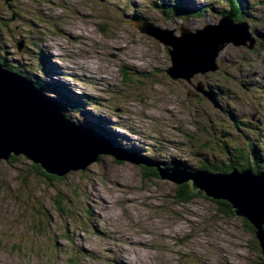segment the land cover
Listing matches in <instances>:
<instances>
[{
	"label": "rangeland",
	"instance_id": "obj_1",
	"mask_svg": "<svg viewBox=\"0 0 264 264\" xmlns=\"http://www.w3.org/2000/svg\"><path fill=\"white\" fill-rule=\"evenodd\" d=\"M176 1L0 0V59L38 83L59 84L47 99L84 102L91 117L68 108L71 123L86 132L98 124L110 134L106 145L127 160L102 156L53 182L38 177L22 156L18 163L0 161V264L264 262L241 218L219 212L199 191L190 203L176 204V182L147 177L134 163L148 158L183 178L186 170L166 164L228 163L227 146L264 143V0H242L245 15H237L254 49L228 44L216 55L215 71L189 81L166 73L171 48L141 34L137 24L174 30L180 39L182 30L217 26L228 6L179 0L201 17L167 14L165 6L173 10ZM124 74H131L129 82ZM208 88L221 109L201 93ZM58 195L69 213H60Z\"/></svg>",
	"mask_w": 264,
	"mask_h": 264
},
{
	"label": "water",
	"instance_id": "obj_2",
	"mask_svg": "<svg viewBox=\"0 0 264 264\" xmlns=\"http://www.w3.org/2000/svg\"><path fill=\"white\" fill-rule=\"evenodd\" d=\"M137 28L141 34L171 48L168 52L172 67L166 73L174 80L189 81L197 73L215 71L216 55L228 44L250 50L255 47L246 24H235L227 19L195 33L182 30L180 39L174 37V30H162L149 24L137 25ZM201 93L216 107L208 92ZM20 156L57 178L85 171L102 156L114 158L117 164L127 162L117 151L111 150L103 138L71 124L57 107L41 98L30 81L0 65V161ZM134 163L157 166L144 160ZM158 173L160 178L177 184L192 182L194 191L231 205L234 214L253 228L264 259V175L255 174L250 168L230 173H184L183 178H175L159 169Z\"/></svg>",
	"mask_w": 264,
	"mask_h": 264
},
{
	"label": "trees",
	"instance_id": "obj_3",
	"mask_svg": "<svg viewBox=\"0 0 264 264\" xmlns=\"http://www.w3.org/2000/svg\"><path fill=\"white\" fill-rule=\"evenodd\" d=\"M161 1H164V0H161ZM216 1L218 3H221V1L222 2L228 1L229 3L231 2L230 6L233 9L230 10V11H232V12L230 14L229 13L225 14V12H223L222 14L220 13V15L223 16V17L225 16L228 19L230 18L229 20H232V21H235V22H241L240 19H237V15L238 16H242V15L244 16L245 12L240 8L241 6L238 7V3L235 2L237 0H216ZM172 6H173V4H172ZM165 7L166 8H164V9H166L165 12L167 14L170 11H172V12L174 11L175 12L174 14L177 13L179 15H182V14H185V13L188 14L189 13L188 11H190V13H194L195 12L194 16L195 17L197 16L198 18L201 17V15L203 14V13L197 12L195 10L191 11L187 7L185 8L179 2V0L176 1L175 9L170 10V8H167V6H165ZM235 12L237 14H234ZM0 65L4 69L9 70V72L18 74V75L22 76L23 78L27 79L28 81H30L31 83L33 82L32 85L36 88V90H39L41 92V97L42 98L44 97L43 99L46 100V101H50V102L52 101L53 103H55V105H57L60 108V111L62 113H64V114H66L68 119L70 118L67 115V111H66L68 108H70V111H73L74 113L78 112L77 110L81 111L80 113H82V114L86 113L87 117H88V115H92L89 112H86L85 105H83V103L71 102L69 104H66L64 102H59V101L57 103L56 101L51 100V99H47L44 96L47 90H50V91L54 90V89H56L58 87L59 84H55L54 85V84H47L45 82L38 83V82H36L34 80H31L29 78V76L27 75V73H24V72H22L20 70H17L15 67L8 66L7 63L2 58L0 59ZM126 71L129 72V70H126ZM137 73L139 75L143 74V73H140V72H137ZM129 75H131V74H129ZM129 75L124 74V78L128 82L130 80V78H129L130 76ZM209 89H210L211 94L213 95V97L216 100L217 98H216L215 92L211 88H209ZM88 99L91 100V98H88ZM92 104L97 105L94 102H92ZM68 113H71V112H68ZM96 119H97V117H96ZM69 120H71V119H69ZM99 120H100V118H98L96 121H99ZM101 122H102V119H101ZM92 124H93L92 127H87L88 132L90 131L91 133H94L95 135H97L99 137L101 136V137H105V138L109 139L110 134L107 135L106 132L103 129H101V126L98 127V124H94V123H92ZM111 137H112V135H111ZM261 142L263 143L264 141H261ZM225 151H226V155L229 157L228 158V163H222V162L221 163H213V164L207 163V164H203L198 169H193V168H190L189 166H186V165H183V164H179L178 167H180V170H182V168H183V170H186V172H190V173H195L198 170H200V171H204L205 170V171L210 172V173H226V172L230 173V172L234 171V169L236 171H238V172H242L243 170H245L247 168H251L252 171L254 173H256V174H262V175L264 174V143L262 145H259V142H258V144L256 145L255 142H251L250 144H248L247 147L245 146L244 149H242L240 146H237L236 148H231V147L227 146ZM135 153H138V152H135ZM9 162L18 163L19 162V158L11 157L9 159ZM166 165H169V166H172V167L175 168V166H177V163H175V164H173V163L172 164H166ZM139 166L144 168L143 169L144 170L143 173H144L145 176H147L148 173H151V175H153L154 177H156V178L159 177V173H158V170L156 168H154V167L153 168L146 167V166H142V165H139ZM159 167L162 168L163 165L159 164ZM32 169H33L32 171H34L35 174H37L38 177L43 178V179H45L48 182H53L55 180L61 181V180L64 179V178H57L55 176L47 175L40 169L39 166L34 165V164L32 165ZM34 172L28 171L30 176H32V174ZM146 172H148V173H146ZM147 177H149V176H147ZM24 178H25L24 181L28 180V176L25 175ZM199 195H201L199 192L194 191L192 189L191 183H185V184H182V185L178 184L177 185V190H176V193H175V196H174V200H175L176 204L186 205V204L190 203L195 196H199ZM58 200L59 201L56 200V203H57L56 205H57L58 209L60 210V213L64 214L65 211H67V213H69L68 209L65 208L62 205V201L61 200H63V199H61L60 196H59ZM212 202L218 207L219 212L225 214L226 216L229 215L230 217L237 218V216L234 214V211L232 210L231 205H229L228 203H226L224 201H214V200H212ZM86 212H88V214H89V211H86ZM38 219H39L40 222L38 223L39 227H38L37 231H38L39 234H41L42 233L41 232L42 231V229H41L42 227L41 226H42L43 220L41 218H38ZM243 223H244V225L247 227V229L251 233H254L253 228L246 221L243 220ZM261 264H263V263H261Z\"/></svg>",
	"mask_w": 264,
	"mask_h": 264
},
{
	"label": "bare ground",
	"instance_id": "obj_4",
	"mask_svg": "<svg viewBox=\"0 0 264 264\" xmlns=\"http://www.w3.org/2000/svg\"><path fill=\"white\" fill-rule=\"evenodd\" d=\"M202 8V7H201ZM177 9V8H176ZM188 10V9H187ZM182 11V10H181ZM199 11V10H198ZM195 13V12H194ZM190 14V13H189ZM192 14V13H191ZM227 18V17H226ZM230 19V18H229ZM186 21V20H185ZM7 71H9V70H7ZM139 72V71H138ZM143 73V72H142ZM27 77V76H26ZM193 77V76H192ZM33 83V82H32ZM38 92H39V94H40V96H41V92L39 91V90H37ZM54 92V91H53ZM59 96V95H58ZM66 96V95H65ZM44 98V97H43ZM55 98V97H54ZM61 99V98H60ZM72 100V99H71ZM61 101V100H60ZM52 102V101H51ZM58 102V101H57ZM84 103V102H83ZM52 104V103H51ZM57 104V103H56ZM55 107H57L58 108V110L60 111V108L58 107V106H56V105H54ZM62 106V105H61ZM88 115V114H87ZM90 116V115H89ZM92 130V129H91ZM108 133V132H107ZM114 144V143H113ZM129 150V149H128ZM138 150V149H137ZM139 151V150H138ZM137 152V151H136ZM148 161H151V160H149L148 159ZM164 166V165H163ZM166 167V166H165ZM168 170L170 169V170H173V169H177V171L178 172H180V169H178L177 168V166H175V168H173V167H166ZM235 170V169H234ZM174 171V170H173ZM182 171V170H181ZM205 171V170H204ZM176 172V171H175ZM227 173V172H226ZM256 174V173H255ZM264 175V174H263ZM207 198V197H206ZM209 199V198H208ZM104 219V218H103ZM96 229V228H95ZM87 249V248H86ZM136 254V253H135ZM122 261V260H121ZM123 263H125V260H123L122 261Z\"/></svg>",
	"mask_w": 264,
	"mask_h": 264
}]
</instances>
